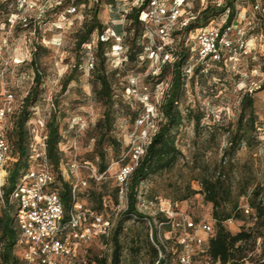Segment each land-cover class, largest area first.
I'll return each instance as SVG.
<instances>
[{"label":"rangeland","instance_id":"rangeland-1","mask_svg":"<svg viewBox=\"0 0 264 264\" xmlns=\"http://www.w3.org/2000/svg\"><path fill=\"white\" fill-rule=\"evenodd\" d=\"M66 1L68 3L61 9L50 10L39 18L35 11L25 12L23 16L27 17L28 23L23 26L9 23L11 16L18 12L16 0H0V108L5 104L7 95L11 94L14 110L18 113L21 102L33 86L34 70L30 61L34 47L39 45L42 49L39 59L42 92L37 104L29 109L31 113L30 121L27 124L29 143L35 141L32 129H40V122L44 124L43 132L45 133L46 122L54 111L53 102L57 101L56 116L61 135L59 149L62 153L61 174L65 181L73 182L79 178L88 181L89 186L91 183L89 169L81 167L75 174L71 172L70 165L77 162L83 166L85 155L92 151L93 142L88 140L86 131L100 118L103 108L94 100L90 85L91 69L86 64L82 48L81 50L76 48L77 37L81 34L85 22L92 21L94 11L97 12V19L103 26L112 28L114 25H121L125 31L129 22L123 11L128 13L138 5L135 0H114L115 8H110L108 0H98V2L97 0H80L84 5L76 8L75 15L61 22L59 15L68 4L78 0ZM224 1L226 0H223V3ZM187 2L185 13L177 26V31L180 34L172 40H164L177 52L181 50L182 39L185 36V32L181 30L190 22H194L195 17L206 6L213 7L219 3L218 0H187ZM251 9V0L239 1L234 24L246 22L243 20V15H246ZM81 17L83 19H80ZM223 19L224 17L221 16L216 17L213 22L207 25L220 27ZM119 20H124L125 23H113V21ZM203 23V19L198 21L200 26H203ZM57 25L61 26L57 27ZM249 32H256V28ZM97 34L98 31H94L92 38H95ZM55 36L62 37V44L59 47L50 43ZM125 37H127L126 34ZM138 43L143 51L145 47L151 45V42L143 38V35ZM159 44H163L162 41H159ZM263 55L264 52L257 47L251 54L239 57L235 68L230 65H203L201 68L204 69L194 75L195 77L186 88H182L178 108L182 112L184 121L176 139V145L182 152V157L172 169L152 176L140 185L138 190L140 199L137 205L139 213L159 222L162 219L160 209H174L175 204H178L179 209L192 219L208 222L214 226L215 222L211 216L212 206L204 201V196L201 193V179L222 176L223 180L231 185L232 199L235 201L238 198L240 207L248 205L249 196L255 186L264 187V143L252 142L251 147L241 144L231 160L227 157L223 161L224 150L229 144L228 130L233 127L236 121L242 95L245 92L249 93L248 90L254 84L264 85ZM141 57L143 59L139 58L138 63L124 64L120 68V72L116 76V99L122 100L126 105L131 104V109L138 114V117L143 115L146 107L137 98L126 92L130 80L137 79L139 85H145L150 92L151 105L149 106L153 107L151 119L157 124L162 119L159 110L160 99H162L160 93L170 87L173 68L169 66L165 69L166 72L160 79L162 84L155 87L157 79H151V77L155 76L153 72L159 74L162 71V65H159L156 59L148 58L147 61L145 51ZM78 58L81 67L76 74L77 80L72 81L66 91L61 93L62 81L70 73ZM61 68L65 69L63 74L60 73ZM241 83L245 85L244 88L238 87ZM122 90L124 91L123 97L120 96L123 93ZM250 94L254 97L255 112L259 121L264 123V90L259 88ZM199 113L203 114L204 118L200 125L195 127L193 118ZM214 115H220V120L215 119ZM15 119L16 115H9L4 122L5 136L9 143H11L9 135L14 129ZM142 130H144V125L139 126L137 122L131 123L125 113H120L114 133L122 143L121 153L117 159L110 160L106 176L100 180L110 183L108 194L105 197L106 204L109 206L108 214L114 224L123 222V230L120 235L122 264L153 263L151 249L153 244L148 222L137 219L126 220L124 197L120 193L117 198L111 194L112 188L115 187L118 171L123 166L131 165L130 155L133 146L140 141ZM38 131L40 136L41 131ZM110 155L112 158L111 151ZM14 159L11 157L6 165L12 166ZM32 168L33 164L29 163V170ZM100 181L96 182L99 184ZM193 191L196 194H191ZM242 191H246L247 194L239 196ZM0 193H2V189H0ZM262 196L264 198V191ZM224 208L226 207L221 209ZM1 209L0 198V213ZM254 222V219L229 220L224 225L230 231L237 232L242 227L249 229ZM163 232L170 237L167 228H164ZM134 250H138V252L136 253ZM97 251H101L107 257L110 255V251L104 246L96 248ZM259 252L260 250L257 251V253ZM196 261L197 264H206L204 256L196 257Z\"/></svg>","mask_w":264,"mask_h":264},{"label":"trees","instance_id":"trees-1","mask_svg":"<svg viewBox=\"0 0 264 264\" xmlns=\"http://www.w3.org/2000/svg\"><path fill=\"white\" fill-rule=\"evenodd\" d=\"M108 1V6L115 8L114 0ZM150 1L142 0L137 8H133L128 13L123 11L126 14V20L129 22L125 31L121 25H114L112 28L103 26L97 19V12L94 11L92 21L85 22L81 34L77 37L76 48L78 50L82 48L86 64L88 53L91 52L94 56L93 68L90 70V85L95 102L103 108L100 118L86 131L88 140L93 142V149L85 155L83 165L88 164L94 167L97 173L100 175L104 174V177L110 165V160L117 159L121 153L122 143L116 138L114 133V128L120 117V113H125L131 123H135L138 117V114L131 109V104L126 105L122 100L116 99V76L124 64L138 63V59L144 54L142 47L138 43L143 35V26L138 17L139 13L148 7ZM67 3L65 1L60 5H55L46 13L50 10L61 9ZM72 4L76 8L84 5L80 0ZM235 5L236 0H226L224 3H218L213 7L206 6L201 10L195 17L194 22H190L181 30L185 32V36L182 39V48L177 52L169 44H166V41L172 40L180 34L177 31V26L185 13L184 8L175 29L170 33L166 41H162L166 51L172 54L173 60L163 64L162 71L158 75L152 76L151 79H157L154 85L155 87L160 85L162 82L160 79L164 76L165 69L169 66L173 68V76L165 96L160 99L159 110L162 119L160 123H157L158 129L151 136L146 146L145 154L140 158L138 165L129 176L127 209L124 211L126 220L137 219L138 221H143L142 218L144 216L139 213L137 208L140 185L152 176L172 169L182 157V152L176 145V139L184 121L178 104L181 101V90L183 88L181 68L191 56L189 48L185 46L189 33L196 28L209 26L210 24L207 25L208 23L213 22L216 17L220 16L222 18L224 17L222 25H220L221 29L228 27L235 19ZM257 16L258 18L260 17L259 14ZM200 19H203V26L198 24ZM257 28L264 29L262 22H259ZM105 29H112L122 37L123 52L119 55V58L122 59L124 57L126 61L119 66H114L113 62L117 57L111 53L110 41H98L95 46H91L93 32L98 31V34H100ZM125 34L127 37H125ZM41 50V47L37 45L34 47V52L31 56L30 65L34 70L33 86L21 102L18 113L14 110L10 115H16L14 129L11 130L9 135L11 143H9L5 136L10 147V158L14 157L15 159L12 166H5L8 176L5 185L2 187L4 205L0 213V264H24L16 255L18 231L14 225V215L17 204H9L8 196L23 173L29 169L30 162L28 153L30 143L27 124L31 118L29 109H32L37 104L42 92V73L39 70ZM146 60L148 61L147 57ZM208 65L225 66V63H209ZM201 66L203 67V65H199L194 69L193 77H195L194 75L199 70L204 69ZM236 66L237 63H235ZM80 67L81 62L78 58L70 73L62 81L61 93L66 91L72 81L77 80L76 74ZM122 89L124 90V87ZM260 89L264 90V85L260 86ZM123 94L124 91L120 96L123 97ZM53 106L54 111L51 113L50 119L46 122V152L55 179L51 185V189L58 192L65 214H67L73 203L71 197L72 181H65L60 171L62 153L59 149L61 135L59 133L56 116L58 102L54 101ZM188 114L190 115L191 112L189 111ZM203 118L204 115L201 113L195 115L193 118L194 126L198 127ZM228 133L229 144L224 150L223 161L227 157L231 160V157L236 154L241 144L251 147L252 142L258 141L264 143V123L259 121L258 115L255 112L254 97L250 93L245 92L242 95L236 121L233 127L228 130ZM110 151L112 152V158ZM78 165L82 166L79 163ZM89 180L91 182L90 185L88 186L87 181L86 186L77 193V200L111 219L108 214L109 206L106 204L107 199L105 198L108 194L107 190L110 183L100 181L98 184L91 177H89ZM201 187L204 201L212 206L211 216L215 224L212 226V233L207 241L206 253L203 254L197 249L194 250L192 256L194 264H197L196 257L198 256H207L208 260H206V264H264V198L262 196L264 187L257 185L252 190L248 205L246 206L249 208L247 214L244 211L245 206L240 207L238 198L233 201L231 185L227 184L222 176L201 179ZM82 190L84 191L82 192ZM119 193L120 188L117 185V181H115V187L112 188L111 194L117 198ZM191 194H196V192L193 191ZM246 194V191H242L239 196ZM175 205L174 209L181 211L178 204ZM223 207L226 208L221 209ZM247 219H254L255 221L249 229L242 227L237 232H232L224 225L229 220L246 221ZM162 220H164L163 216ZM193 220L198 221V219ZM122 230L123 222L115 223L108 237L102 236L89 245L79 246L75 252L76 257L86 259V264H122V245L120 242ZM167 243L169 245L167 262H159L158 264H178L177 256L180 250L179 245L175 239H169ZM102 246L110 251L109 257L104 256L101 251L96 252V248L99 249ZM151 249L153 252L152 264H156L157 251L154 246ZM258 250H260L259 253H257ZM134 251L136 253L138 252V250Z\"/></svg>","mask_w":264,"mask_h":264},{"label":"built area","instance_id":"built-area-1","mask_svg":"<svg viewBox=\"0 0 264 264\" xmlns=\"http://www.w3.org/2000/svg\"><path fill=\"white\" fill-rule=\"evenodd\" d=\"M65 1L59 0L57 3L56 0H16L18 12L11 16L9 23L26 26L28 19L23 16L25 12L35 11L37 18H39L53 6L60 5ZM239 1L241 0H236V8ZM251 1L252 9L243 16V20L246 21L243 24H234V19L224 29L209 25L196 28L189 33L185 46L189 48L191 56L181 68L183 87L186 88L191 82L194 69L199 65L207 66L209 63L224 62L225 65L235 68V63L239 57L251 54L257 47L262 52L264 51V29L257 28L259 22L264 25V0ZM30 3L33 5L31 8L29 7ZM187 5V0H183L181 4H177L176 0H151L148 7L139 13L138 19L143 26V38L151 42V45L144 48L147 58L156 59L159 65L173 60L172 54L166 51L164 45L159 44V41L169 38ZM161 7L163 8L162 11ZM177 13L180 14L177 15ZM75 14L76 7L71 2L59 15V21H66ZM142 14L147 15L148 19L142 20ZM258 14L260 15L259 18ZM253 28H256V32L250 33L249 31ZM146 33H151V35H146ZM117 37L120 39L117 40ZM98 41H110L111 53L114 52L117 45L122 49L121 53L123 52L122 37L112 29H105L102 33L97 34L92 39L91 46H95ZM166 57H171V59H166ZM120 60L121 65L126 61V58L123 57ZM93 64L94 56L89 52L87 66L92 69ZM153 75H158V73L153 72ZM131 80L126 92L137 98L146 107V110L136 120L139 126L144 125V130H142L139 143L133 146L130 155L131 165L123 166L116 175L120 194L125 199V210L127 209L129 176L138 165L140 158L145 154L151 136L158 129V125L151 119L153 107L149 106L151 105L149 90L145 85H139L137 79H135L136 84L131 83ZM259 88V85L254 84L248 91L251 93ZM166 91L167 89L161 91L162 98ZM138 97H147V100ZM13 111V97L8 94L5 104L0 108V145H2L0 146V173H3L1 175L3 183L0 184V189L7 181L8 174L5 166L10 160V147L5 138L4 122ZM214 118L220 120L221 117L214 115ZM38 130L41 131L40 136ZM43 130L44 124L42 122H40V129H32L35 134V141L30 144L28 158L29 162L33 164V168L23 173L8 196L9 204H17L14 215V225L18 231L16 255L24 264H86V259L75 255L78 247L89 245L102 236L108 237L114 227V222L104 214L92 210L77 200V193L87 184L86 180L79 178L71 183L73 203L65 214L58 192L51 189L55 179L46 152L47 135ZM137 149L143 151L140 152ZM81 167L89 169L90 177L96 181L104 178V174H98L96 169L88 164L81 166L73 163L70 165L71 172L75 174ZM126 169H131V171L125 172ZM0 198L3 206V192L0 193ZM244 209L247 214L249 208L245 206ZM160 214L164 220L159 222H155L154 219L146 216L142 218L149 224L151 242L157 251L156 264L167 262L169 252L167 241L169 239H175L180 247L177 256L178 264H194L192 258L194 250L197 249L203 254L207 251V241L212 233L210 223L195 221L183 211L176 209H160ZM164 228H168L167 233L170 234V237L164 234ZM205 258L208 260L207 256Z\"/></svg>","mask_w":264,"mask_h":264},{"label":"clouds","instance_id":"clouds-1","mask_svg":"<svg viewBox=\"0 0 264 264\" xmlns=\"http://www.w3.org/2000/svg\"><path fill=\"white\" fill-rule=\"evenodd\" d=\"M56 2L58 3L59 2V0H56ZM142 2V0H135V3L137 4V5H139L140 3ZM183 2V0H176V3L177 4H181ZM218 2L219 3H223V0H218ZM33 5L30 3L29 4V7L31 8ZM163 10V8L161 7V11ZM180 13H177V15H179ZM158 15V14H157ZM80 19H83V17H81ZM141 19L142 20H147L148 19V16L147 15H145V14H142L141 15ZM13 20H15V17H13ZM173 20H175V17H173ZM157 22H159L158 20H157ZM113 23H116V24H124L125 23V21L124 20H119V21H113ZM185 23H187V21H185ZM59 26H61V25H57V27H59ZM146 35H151V33H146ZM105 38H107V37H105ZM120 39V37H117V40H119ZM52 45H56L57 47H59V46H61V44H62V37L61 36H55V37H53V39L51 40V42H50ZM121 51H122V49L119 47V45H117L116 46V48H115V50H114V52L112 53V55H115L117 58L115 59V61L113 62L114 63V66H119L120 65V63H121V60H120V58H119V55H120V53H121ZM26 58V57H25ZM141 59H143V57H141ZM166 59H171V57H166ZM17 62H19V60H17ZM65 71V69L64 68H61L60 69V73L61 74H63V72ZM131 83H133V84H136L137 83V81L135 80V79H132L131 80ZM238 87L239 88H244L245 87V85L243 84V83H241L240 85H238ZM134 95H135V93H133ZM139 99H143V100H147V97H138ZM217 119H219V116H217ZM0 146H2V145H0ZM137 151H140V152H142L143 150L142 149H137ZM128 171H131V169H126L125 170V172H128ZM0 175H3V173H0ZM3 182L2 181H0V184H2Z\"/></svg>","mask_w":264,"mask_h":264},{"label":"bare ground","instance_id":"bare-ground-1","mask_svg":"<svg viewBox=\"0 0 264 264\" xmlns=\"http://www.w3.org/2000/svg\"><path fill=\"white\" fill-rule=\"evenodd\" d=\"M0 181H1V175H0Z\"/></svg>","mask_w":264,"mask_h":264},{"label":"crops","instance_id":"crops-1","mask_svg":"<svg viewBox=\"0 0 264 264\" xmlns=\"http://www.w3.org/2000/svg\"><path fill=\"white\" fill-rule=\"evenodd\" d=\"M244 16V15H243Z\"/></svg>","mask_w":264,"mask_h":264}]
</instances>
